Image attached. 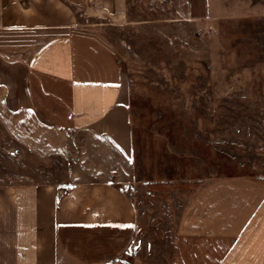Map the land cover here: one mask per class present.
<instances>
[{
  "label": "crops",
  "instance_id": "obj_1",
  "mask_svg": "<svg viewBox=\"0 0 264 264\" xmlns=\"http://www.w3.org/2000/svg\"><path fill=\"white\" fill-rule=\"evenodd\" d=\"M90 2L117 17L161 6L209 35L264 34V0ZM73 4L0 0V125L33 158L23 180L0 181V264H264L263 179L218 178L141 217L119 180L131 159L123 66L72 29Z\"/></svg>",
  "mask_w": 264,
  "mask_h": 264
},
{
  "label": "rangeland",
  "instance_id": "obj_2",
  "mask_svg": "<svg viewBox=\"0 0 264 264\" xmlns=\"http://www.w3.org/2000/svg\"><path fill=\"white\" fill-rule=\"evenodd\" d=\"M129 10L117 17L78 0L72 29L96 34L123 66L131 159L119 180L141 217L176 211L218 178L264 180V34L209 35L161 6ZM32 159L0 125V181L23 180ZM109 192L102 202L115 201Z\"/></svg>",
  "mask_w": 264,
  "mask_h": 264
}]
</instances>
